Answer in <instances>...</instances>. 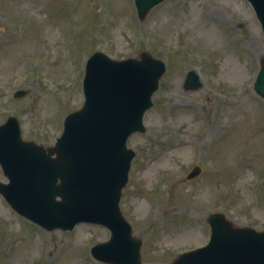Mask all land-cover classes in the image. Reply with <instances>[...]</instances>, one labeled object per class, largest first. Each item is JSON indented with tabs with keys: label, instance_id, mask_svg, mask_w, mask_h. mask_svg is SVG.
Wrapping results in <instances>:
<instances>
[{
	"label": "rangeland",
	"instance_id": "obj_1",
	"mask_svg": "<svg viewBox=\"0 0 264 264\" xmlns=\"http://www.w3.org/2000/svg\"><path fill=\"white\" fill-rule=\"evenodd\" d=\"M98 51L116 60L147 51L167 66L146 133L128 141L137 155L121 209L143 241V264H172L208 244L215 212L263 231L264 99L254 81L264 33L249 4L166 0L141 21L134 0H0V125L15 116L24 139L54 145L84 103L86 62ZM192 70L204 86L186 91ZM196 165L201 175L187 180ZM189 226L203 239L177 247L173 235ZM110 236L89 223L47 231L0 196V264H104L91 250Z\"/></svg>",
	"mask_w": 264,
	"mask_h": 264
},
{
	"label": "water",
	"instance_id": "obj_2",
	"mask_svg": "<svg viewBox=\"0 0 264 264\" xmlns=\"http://www.w3.org/2000/svg\"><path fill=\"white\" fill-rule=\"evenodd\" d=\"M163 1L135 0L139 18ZM250 1L264 31V0ZM261 65L255 91L264 98V58ZM165 71V63L147 52L126 60L94 54L84 81L86 102L66 117L55 146L23 140L15 117L0 126V164L10 179L0 183V194L19 214L50 231L71 230L80 222L102 224L112 237L95 246L93 255L109 264H142V241L133 237L120 208L135 156L127 140L145 132L143 117ZM194 78L187 90L201 87ZM200 173L197 166L188 179ZM210 223L211 244L182 254L174 264H264V231L234 228L222 214L212 215Z\"/></svg>",
	"mask_w": 264,
	"mask_h": 264
},
{
	"label": "bare ground",
	"instance_id": "obj_3",
	"mask_svg": "<svg viewBox=\"0 0 264 264\" xmlns=\"http://www.w3.org/2000/svg\"><path fill=\"white\" fill-rule=\"evenodd\" d=\"M196 228L197 227H195V226H189V227L185 228L186 230L183 233L173 235V241H174L175 245L177 247H179L188 241L189 242L201 241L203 239V237L199 236V234H197Z\"/></svg>",
	"mask_w": 264,
	"mask_h": 264
}]
</instances>
